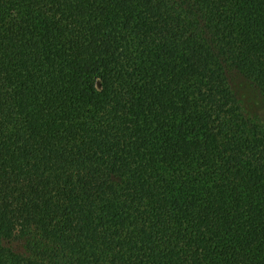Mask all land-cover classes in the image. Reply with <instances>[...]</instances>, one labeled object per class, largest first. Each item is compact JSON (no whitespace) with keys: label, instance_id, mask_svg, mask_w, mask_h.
<instances>
[{"label":"trees","instance_id":"obj_1","mask_svg":"<svg viewBox=\"0 0 264 264\" xmlns=\"http://www.w3.org/2000/svg\"><path fill=\"white\" fill-rule=\"evenodd\" d=\"M238 80L264 0H0V264H264Z\"/></svg>","mask_w":264,"mask_h":264},{"label":"rangeland","instance_id":"obj_2","mask_svg":"<svg viewBox=\"0 0 264 264\" xmlns=\"http://www.w3.org/2000/svg\"><path fill=\"white\" fill-rule=\"evenodd\" d=\"M237 85L240 86L241 96L246 101L247 105L251 108L250 112L257 117L259 120H264V104L255 91H251L248 87L240 80H238ZM242 83V85H241Z\"/></svg>","mask_w":264,"mask_h":264}]
</instances>
